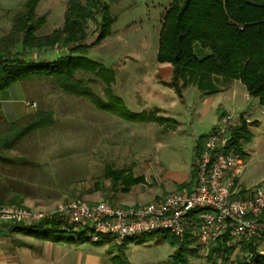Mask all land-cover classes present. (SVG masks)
Returning <instances> with one entry per match:
<instances>
[{
  "label": "rangeland",
  "instance_id": "1",
  "mask_svg": "<svg viewBox=\"0 0 264 264\" xmlns=\"http://www.w3.org/2000/svg\"><path fill=\"white\" fill-rule=\"evenodd\" d=\"M24 2L0 0V37L9 32ZM106 2L114 22L109 33L85 55L112 70L111 93L122 100L125 109L148 118L125 120L100 111L87 99L64 93L50 80L16 82L25 98L35 101L37 108L52 110L54 115L51 126L28 135L13 152L23 151L41 163L34 180L41 183L34 185L29 197L32 208L45 210L69 199L97 202L110 197L117 205H136L180 192L176 184L190 179L198 137L210 132L216 118L228 113L248 121L252 133L243 144L246 163L239 176L241 185L264 186V107L257 100H250V104L243 98L245 88L238 80H233L237 81L233 85V81L219 82V90L214 93L203 92L188 82L178 96L170 85V64L157 60L158 32L170 0ZM66 4L67 0H39L35 13L44 16V23L35 34L61 27ZM95 27L94 21H88L87 42L95 37ZM195 52L201 57L206 50L200 53L196 48ZM62 53L61 49H34L26 56L37 60ZM76 77L106 99L105 84L95 74L78 72ZM240 105L244 108L236 109ZM108 166L124 168L132 178L139 179L126 190L120 184L113 193L110 181L103 176ZM98 240L83 238L82 242L87 247H97L102 256L111 258L112 264H171L174 252L162 233L132 237L122 250L115 248L110 238L95 244ZM188 248L193 252L185 254L184 264L221 263L215 254L212 258L216 263L208 259L211 247L192 244ZM258 250L264 251V244ZM243 259L246 261V254L239 247L231 251L225 264H237Z\"/></svg>",
  "mask_w": 264,
  "mask_h": 264
},
{
  "label": "trees",
  "instance_id": "2",
  "mask_svg": "<svg viewBox=\"0 0 264 264\" xmlns=\"http://www.w3.org/2000/svg\"><path fill=\"white\" fill-rule=\"evenodd\" d=\"M38 1L25 0L14 15L9 32L0 37V90L15 82L50 80L64 93L85 98L100 111L125 120H146L148 117L127 111L122 100L111 93L112 70L85 55L109 33L114 22L106 0H67L62 26L50 33L36 35V29L44 23V16L35 13ZM88 21L96 23L95 37L90 42H87ZM14 48L17 51L13 52ZM196 48L200 53L205 50L206 53L198 57ZM34 49H61L64 53L35 60L26 56ZM157 60L170 64V85L178 96L188 82L203 92L214 93L219 90V82L238 80L247 94L264 107V0H170L158 32ZM78 72L99 77L105 84L106 99L97 96L85 81L76 77ZM26 101L35 103L32 99ZM152 118L158 120V117L149 116ZM53 122V111L37 108L35 103L31 111L0 126V206H25L24 199L32 195L35 184L41 183V180L34 181L38 177L35 170L41 171L40 161L38 163L23 151L13 152L28 135ZM231 134L234 149L244 152L243 144L252 137L248 121L239 118L231 128ZM206 135L198 137L194 156ZM103 176L110 181L113 193L118 191L120 184L126 190L139 179L132 178L124 168L109 166ZM193 179L194 164L190 179L177 183L176 189L190 190ZM110 199L106 201L111 202ZM27 227L42 228L48 234L59 232L86 239L83 232L65 231L57 220ZM162 235L174 248L171 264H184L185 254L193 252L188 248L189 242H182L169 233ZM104 238L96 243L103 242ZM129 240L115 248L122 250ZM261 240L264 241V234ZM232 250L218 242L207 256L216 263L212 258L215 254L221 258L220 264H225ZM241 250L253 253L252 264H264V254L256 252L254 242L243 243ZM237 264L249 263L243 259Z\"/></svg>",
  "mask_w": 264,
  "mask_h": 264
},
{
  "label": "built area",
  "instance_id": "3",
  "mask_svg": "<svg viewBox=\"0 0 264 264\" xmlns=\"http://www.w3.org/2000/svg\"><path fill=\"white\" fill-rule=\"evenodd\" d=\"M30 109L34 102H27ZM238 118L230 113L216 118L194 156L190 190L169 194L143 204L117 205L109 201L69 199L45 210L27 206H0V224L36 225L57 220L61 228L83 232L95 242L110 238L116 245L142 234L169 233L208 249L218 242L233 250L243 243L264 241V186L241 190L237 179L246 163L244 152L234 149L231 128ZM246 261L252 264V252Z\"/></svg>",
  "mask_w": 264,
  "mask_h": 264
},
{
  "label": "crops",
  "instance_id": "4",
  "mask_svg": "<svg viewBox=\"0 0 264 264\" xmlns=\"http://www.w3.org/2000/svg\"><path fill=\"white\" fill-rule=\"evenodd\" d=\"M234 82L237 81L231 85ZM15 84L0 90V126L31 111L25 104L27 98L21 92V87ZM242 96L250 104H253L250 100H257L250 99L246 90ZM239 108L244 106L240 105L236 109ZM237 184L241 190L248 189L241 185L239 177ZM24 205L34 207L28 197L24 199ZM64 235L59 232L48 234L42 228H29L19 223H2L0 264H112L109 256H102L97 247L85 246L86 243L78 235Z\"/></svg>",
  "mask_w": 264,
  "mask_h": 264
}]
</instances>
